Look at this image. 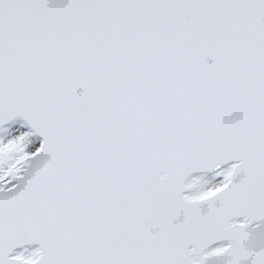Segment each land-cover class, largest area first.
Returning <instances> with one entry per match:
<instances>
[{
	"label": "snow or ice",
	"instance_id": "6c2138e0",
	"mask_svg": "<svg viewBox=\"0 0 264 264\" xmlns=\"http://www.w3.org/2000/svg\"><path fill=\"white\" fill-rule=\"evenodd\" d=\"M0 264H264V0H0Z\"/></svg>",
	"mask_w": 264,
	"mask_h": 264
}]
</instances>
